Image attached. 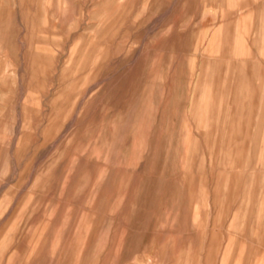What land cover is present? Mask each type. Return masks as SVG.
Instances as JSON below:
<instances>
[{
    "label": "rangeland",
    "instance_id": "1",
    "mask_svg": "<svg viewBox=\"0 0 264 264\" xmlns=\"http://www.w3.org/2000/svg\"><path fill=\"white\" fill-rule=\"evenodd\" d=\"M0 264H264V0H0Z\"/></svg>",
    "mask_w": 264,
    "mask_h": 264
}]
</instances>
